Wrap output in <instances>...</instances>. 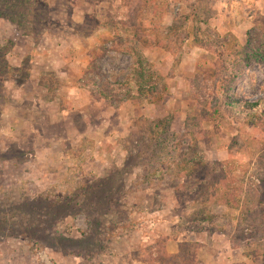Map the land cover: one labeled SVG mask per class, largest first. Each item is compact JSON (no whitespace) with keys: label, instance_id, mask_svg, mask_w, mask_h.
Wrapping results in <instances>:
<instances>
[{"label":"rangeland","instance_id":"1","mask_svg":"<svg viewBox=\"0 0 264 264\" xmlns=\"http://www.w3.org/2000/svg\"><path fill=\"white\" fill-rule=\"evenodd\" d=\"M242 48L264 52V0H0V264H264Z\"/></svg>","mask_w":264,"mask_h":264},{"label":"trees","instance_id":"2","mask_svg":"<svg viewBox=\"0 0 264 264\" xmlns=\"http://www.w3.org/2000/svg\"><path fill=\"white\" fill-rule=\"evenodd\" d=\"M243 56V64L245 67L250 66L253 62H259L262 63L264 62V52H259L258 54H254V55H249L246 53L245 49L242 48L241 49ZM137 62L135 64V68L137 70H139V77L141 78V80L139 81L138 85V89H139V93H145V92H150L152 94V96H156L158 94H160L161 92H163V89L166 88V85L164 84L163 81H161V78H159L156 74L150 75V78L154 81H156L153 85H149L148 87L146 86L147 83L145 82V76L143 75V70H144V65L141 64V61H143L141 58H138V56L136 57ZM141 60V61H140ZM244 70L241 68H235L233 71H231L229 74L226 73L224 74V76H222V82H221V86H220V94L222 95V99H223V106L225 108H229V109H234L236 105L241 104L240 99L236 96V93L234 91V85L237 81L238 76L243 72ZM148 89V90H146ZM100 94L102 95V97L105 98H109L108 96H105L106 94H104L103 92H100ZM263 104V102H258V103H252V104H248V107L251 108H255V111L258 112L259 108H262L261 105ZM199 122L196 123V125H194V127L196 128V130H191L190 129V125H188V130L191 132V134L195 135L197 134V128H199L201 130V116L198 118ZM201 132V131H200ZM231 164V162H226L223 166L226 168H228V166ZM206 168V166H204ZM224 171V170H223ZM224 181V180H223ZM226 182H228L226 180ZM217 185V184H216ZM219 191L217 190V188L215 189V191L213 192L214 196L217 195ZM209 218L211 219V216H207L205 214V219H202V221H209ZM165 258L168 260L170 258H176V256L170 255L167 252L164 254Z\"/></svg>","mask_w":264,"mask_h":264}]
</instances>
